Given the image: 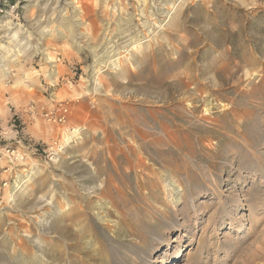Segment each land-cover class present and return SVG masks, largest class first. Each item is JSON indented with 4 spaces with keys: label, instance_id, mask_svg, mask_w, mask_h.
I'll use <instances>...</instances> for the list:
<instances>
[{
    "label": "rangeland",
    "instance_id": "rangeland-1",
    "mask_svg": "<svg viewBox=\"0 0 264 264\" xmlns=\"http://www.w3.org/2000/svg\"><path fill=\"white\" fill-rule=\"evenodd\" d=\"M178 251L264 264V0H0V264Z\"/></svg>",
    "mask_w": 264,
    "mask_h": 264
},
{
    "label": "bare ground",
    "instance_id": "bare-ground-1",
    "mask_svg": "<svg viewBox=\"0 0 264 264\" xmlns=\"http://www.w3.org/2000/svg\"><path fill=\"white\" fill-rule=\"evenodd\" d=\"M77 1V0H76ZM143 3H144V1H142ZM145 3H146V1H145ZM173 9H174V7H173ZM78 10V9H77ZM173 11V10H172ZM80 13V12H79ZM76 18V17H75ZM79 19V18H78ZM77 19V20H78ZM76 20V21H77ZM80 21H81V19L80 20H78V23H80ZM82 23V22H81ZM80 26V25H79ZM155 31V30H154ZM154 31L153 30H150V35H149V37H153L154 36V34H156V33H154ZM159 32V31H158ZM147 38V37H146ZM108 40V39H107ZM19 44V43H18ZM140 44V43H139ZM17 46H21V45H17ZM17 46H16V48H17ZM112 46V45H111ZM15 49V48H14ZM111 49V48H110ZM126 49V48H125ZM13 50V49H12ZM18 50V49H17ZM28 50H30V47H28V46H26V44H24L23 46H21V49L19 48V51H17L18 53H19V55H24ZM119 49H117V52L118 53H113L112 54V52L110 53H108L107 54V56L105 57V61H103L102 63H101V71L102 72H106V71H109V70H118V71H121V70H127V66H126V64H125V60L122 62L121 61V59L123 58V57H126V55H128L129 53H127L126 55H124V56H121L120 55V53H119V51H118ZM133 50V49H132ZM112 51H114V50H112ZM17 53V54H18ZM19 55H16V56H14L15 57V59L19 56ZM13 58V57H12ZM13 60H14V58H13ZM48 60H49V62H50V64L52 65V66H54V69L55 68H58L59 66L58 65H56L57 64V61L54 59V58H52V57H49L48 58ZM126 61H129V60H126ZM125 64V65H124ZM102 72H99V73H97L93 78H94V80H92L93 82H92V84L94 85V88H93V96L94 95H99L100 94V90H101V88H102V86H101V83H100V80H99V75H100V73H102ZM123 73V72H122ZM58 73L55 71L53 74H52V76H56ZM253 80V79H252ZM254 81V80H253ZM249 83V82H248ZM211 109V108H210ZM148 130V129H147ZM162 134H164L163 132H162ZM76 136H78V131L77 130H75L74 131V134L72 133V134H67L66 135V137H65V140H66V142H70L71 140H72V138L73 137H76ZM168 137V136H167ZM92 138V137H91ZM169 138V137H168ZM154 139V138H153ZM169 140V139H168ZM167 141V140H166ZM141 144V143H140ZM166 145V144H165ZM145 148H149V144L146 142L144 145H143ZM167 146V145H166ZM133 148H134V146H133ZM154 149V148H153ZM131 150V149H130ZM157 151V150H156ZM158 152V151H157ZM135 153V152H134ZM142 153V152H141ZM132 154V153H131ZM139 154V153H138ZM150 155V154H149ZM167 155V154H166ZM144 156V155H143ZM143 156H142V159H143ZM153 156V155H152ZM139 157H140V155H139ZM145 158V157H144ZM152 158V157H151ZM137 159H139V158H137ZM141 159V158H140ZM141 159V160H142ZM140 161V160H139ZM147 161V160H146ZM162 161H164V160H162ZM154 162V161H153ZM135 163V162H134ZM139 163V162H138ZM171 164V163H170ZM141 165V164H140ZM142 167H140V169H141ZM136 170V169H135ZM143 170V169H142ZM133 171V170H132ZM137 171H138V169H137ZM141 172H143V171H141ZM162 172V171H161ZM18 177V176H17ZM23 177V176H22ZM22 177H18V179H19V181H17L16 183H15V186L13 187V188H11V197H9V199H14V194L16 193V189L15 188H19V187H22L23 185H25L27 182H29V174H27V175H25L24 176V178L26 177V178H28L26 181H22ZM21 181H22V185L20 186V183H21ZM25 187H26V185H25ZM246 196V195H245ZM247 198V197H246ZM248 199V198H247ZM166 201H168V202H171V204H174V200L173 199H165ZM199 200V199H198ZM75 203V202H74ZM108 203V202H107ZM111 203V202H110ZM170 204V205H171ZM68 202H67V200H63V202H62V204H61V210H65L67 207H68ZM108 205V204H107ZM109 206V205H108ZM112 206V205H111ZM186 206V205H185ZM190 207H191V209L192 210H195V208H197V206H196V202L193 200L192 201V204L190 205ZM193 212V211H192ZM184 216V215H183ZM102 219V218H101ZM191 219V218H190ZM102 221H104V220H102ZM107 221V220H106ZM185 221V220H184ZM105 223V222H104ZM182 229V228H181ZM156 241H157V243L159 244V246H161V245H167V246H171V244L169 243V241H167L164 237H162V236H160V237H157V239H156ZM153 246V245H152ZM158 246V247H159ZM150 247V246H149ZM184 257V253H183V251H178V252H175L174 254H173V256H172V258H170L169 260H163V261H160V263L159 264H177L176 262H180V260L182 259ZM137 258H138V260H141V261H143L144 260V258H142V256H140L139 254H137ZM135 262V261H134ZM133 264H138V263H133Z\"/></svg>",
    "mask_w": 264,
    "mask_h": 264
},
{
    "label": "built area",
    "instance_id": "built-area-1",
    "mask_svg": "<svg viewBox=\"0 0 264 264\" xmlns=\"http://www.w3.org/2000/svg\"><path fill=\"white\" fill-rule=\"evenodd\" d=\"M68 108L61 105L58 109L55 111H50L46 114V117L49 122L54 123H65L66 117L68 115ZM59 113V114H58Z\"/></svg>",
    "mask_w": 264,
    "mask_h": 264
}]
</instances>
